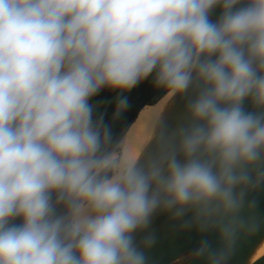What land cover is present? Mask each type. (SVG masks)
I'll return each mask as SVG.
<instances>
[{"label": "clouds", "instance_id": "clouds-1", "mask_svg": "<svg viewBox=\"0 0 264 264\" xmlns=\"http://www.w3.org/2000/svg\"><path fill=\"white\" fill-rule=\"evenodd\" d=\"M148 79L183 117L129 157L91 101ZM261 185L264 0H0V264H149L158 214L229 264Z\"/></svg>", "mask_w": 264, "mask_h": 264}, {"label": "water", "instance_id": "water-1", "mask_svg": "<svg viewBox=\"0 0 264 264\" xmlns=\"http://www.w3.org/2000/svg\"><path fill=\"white\" fill-rule=\"evenodd\" d=\"M120 95L119 92L113 94L98 107L100 108L113 102ZM184 105L185 99L175 95L160 124L163 122L169 127L176 126L183 117ZM140 111L114 140L118 141L117 147L137 119ZM150 142L146 148L150 146ZM248 200L253 201L254 206L247 210V214L256 221L258 227L254 231L241 236L237 241L235 249L230 256L229 264H264V255L253 262V258L264 243V185L250 191ZM148 232L155 239V243L148 249L147 253L149 264H174L180 257L191 252H195V255L186 264H206L205 259L197 255L198 245L205 237L195 228H184L179 222L170 219L168 215L158 214L153 218ZM207 238L215 243L214 235L209 234Z\"/></svg>", "mask_w": 264, "mask_h": 264}, {"label": "trees", "instance_id": "trees-1", "mask_svg": "<svg viewBox=\"0 0 264 264\" xmlns=\"http://www.w3.org/2000/svg\"><path fill=\"white\" fill-rule=\"evenodd\" d=\"M167 92L169 90L155 87L151 79H148L123 94L126 98V105L123 108L119 107V98L99 108L98 106L113 94L103 99H98L95 96L92 99L95 109L94 117L111 127L115 140L145 105L154 103Z\"/></svg>", "mask_w": 264, "mask_h": 264}, {"label": "bare ground", "instance_id": "bare-ground-1", "mask_svg": "<svg viewBox=\"0 0 264 264\" xmlns=\"http://www.w3.org/2000/svg\"><path fill=\"white\" fill-rule=\"evenodd\" d=\"M175 95L169 91L154 103L147 104L139 113L118 145V150L129 157H134L145 150ZM264 255V243L259 248L253 262Z\"/></svg>", "mask_w": 264, "mask_h": 264}, {"label": "rangeland", "instance_id": "rangeland-1", "mask_svg": "<svg viewBox=\"0 0 264 264\" xmlns=\"http://www.w3.org/2000/svg\"><path fill=\"white\" fill-rule=\"evenodd\" d=\"M115 93H117V91L104 89L96 95V98L103 99V98H106V97L110 96L111 94H115ZM194 255H195V252L188 253V254L180 257V259L177 262H175L174 264H186L188 261H190L192 259V257Z\"/></svg>", "mask_w": 264, "mask_h": 264}]
</instances>
